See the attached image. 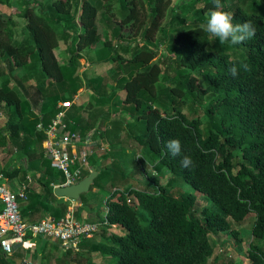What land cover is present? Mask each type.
Here are the masks:
<instances>
[{
	"label": "trees",
	"instance_id": "trees-1",
	"mask_svg": "<svg viewBox=\"0 0 264 264\" xmlns=\"http://www.w3.org/2000/svg\"><path fill=\"white\" fill-rule=\"evenodd\" d=\"M12 1L0 0V5L10 7ZM17 2L24 26L17 28L12 17H0V57L6 59L11 75L17 69L26 74L0 84V112L8 119L0 129V150L28 164L37 159L47 166L43 174L47 178L41 180L46 193L28 195L22 212L34 213L37 205L36 211L50 212L57 220L69 207L53 195L51 185L62 184L64 178L43 157L40 147L46 134L37 125L47 127L64 112L70 131L82 136L90 132L97 141L99 132L93 128L99 109L120 105L133 122L131 131L140 128V134L133 135L142 146L139 163L166 170L196 196L171 197L173 180L160 186L148 176L156 190L113 186L105 201L108 225L104 227L119 226L122 235L90 251L108 256L105 264H205L212 255L209 230L230 231L239 244L230 220L241 224L252 214L246 258L249 264H264V0H221V10L232 14L233 24L250 20L256 28L253 38L238 45H221L205 31L215 10L212 0H193L189 7L172 9L171 0ZM195 11L197 18L187 22L184 14ZM160 42L167 44L162 57H158ZM61 44L66 45L64 50ZM234 64H246L249 70L241 68L234 78L229 71ZM105 69L112 75H105ZM25 82L35 86L32 96ZM81 89L89 90V99L77 105ZM120 92L125 97L118 102ZM197 109L208 120L205 131ZM119 123L110 128L117 135ZM111 130L106 131L109 136L114 134ZM106 139L98 140L97 146H107ZM171 139L181 142L179 156H172L166 147ZM184 155L193 160L190 169L181 166ZM89 163L94 167L92 157ZM1 171L9 179L19 175V169ZM88 174L86 169L82 179ZM116 175L108 168L99 171L89 192L101 189L103 178L111 183ZM118 177L127 183L120 173ZM197 195L208 199L216 212L202 208L200 219L195 217L192 206ZM85 202L82 194L76 219ZM37 241L48 244L41 238ZM65 252L63 260L75 251Z\"/></svg>",
	"mask_w": 264,
	"mask_h": 264
},
{
	"label": "rangeland",
	"instance_id": "rangeland-1",
	"mask_svg": "<svg viewBox=\"0 0 264 264\" xmlns=\"http://www.w3.org/2000/svg\"><path fill=\"white\" fill-rule=\"evenodd\" d=\"M171 1H172L171 9L176 5L182 6L184 4H187L186 6L189 7L190 4H192L193 2V0H171ZM234 2L237 3V0H234ZM17 4H18L17 0H13L11 2L10 7H4L0 5V17L1 19H4L5 17H12L15 26L17 28H21L24 26V20L19 18V16L17 15L19 10H21V7ZM195 18H197L196 11L184 14V19L187 22ZM149 46L155 49V45H153V47L152 45ZM65 47H66L65 44H61L60 46L61 50H64ZM157 48H159L158 57L165 56V53L167 51V44L165 42H160ZM60 52L64 54L63 51ZM80 63L83 65L84 61L82 60ZM80 71H82V68ZM0 72L6 73V75L4 76L0 75V84H2L6 80H13L15 77H18L20 79L26 74L24 69H17L12 75L11 73H8V68L6 66V59L4 57H0ZM108 72L110 74H108ZM105 75L107 76L112 75V71L107 70ZM25 83H27L26 86L28 89H30V93L32 96L35 93V86L33 85L32 82L31 83L25 82ZM106 92H108V89ZM78 93H79L78 99L76 102L77 105L78 104L80 105L89 99V94H90L89 90L81 89L78 91ZM117 95H119L118 102L119 100L124 101L125 95L123 93L120 92ZM210 98L211 97H207L206 99L209 100ZM207 100H205V102ZM207 105L208 104H205L204 109H206ZM99 110H101V112L99 113L95 121V126L93 129H96L99 132L98 133L99 135L97 136V141L98 140L101 141L102 137L107 138L105 141H107L108 145L105 146L104 148H101L98 146L93 147L95 145L91 144L92 148L91 147L89 148H91L90 150L94 154V156H97L100 159L99 167L101 168L108 167L113 172H116L117 175L111 183L108 177L103 178L101 180V183L99 184L102 187L101 189H92L91 192L83 194V200L84 197L86 200H89L88 201L89 208L92 209L94 213V217L96 219H101L105 215L104 198L115 190L113 186L122 188L123 190H126L127 187L130 186L143 190L144 189L156 190V186H154L151 182L148 181L147 176L149 178L156 180L160 186L168 185V183L173 180L171 184L173 186L170 194L171 197L180 198L182 194H186V193H192L196 196L195 191L189 185H186L180 179H173L172 176L166 170L162 168L157 170L154 166L149 167L146 164L142 166L139 163L140 161L138 159H140V156L142 155V150H141L142 146H140L136 141L133 140V135L140 134V128L139 130L137 129V131H134V129H132L133 132L131 131L130 128L133 122L127 116L126 112L124 113L121 112L120 105L112 106L110 104H107L106 106H104ZM197 112L199 118L202 121L201 128L202 130L205 131L206 128H208L209 126L208 120L206 116L201 112V109H197ZM2 113L4 114L3 111ZM106 115H109L107 120H105ZM214 119H217V117H214ZM7 120L8 119L5 117L4 121H0V129L6 125ZM114 123H119V125L116 126V128H120L118 135L115 134L110 129L112 126L111 124ZM110 130L114 134L109 136L107 134L108 132L106 131H110ZM40 148L44 150L45 143H42V146ZM235 152L238 151L236 150ZM114 153H116L118 156L120 154L123 155L120 156V158L118 159L115 156L114 157L111 156ZM8 156L9 154L6 150H0V168L3 166L2 163H6V161H8L7 160ZM10 159L12 160L9 162V164H11V162L14 159H18V157L17 155H15L13 156V158H9V160ZM237 161L238 158L234 160V163L236 164ZM106 163L108 165H106ZM119 173L125 177L126 179L125 183L127 182L126 184H124V181L121 180V177H118ZM202 208H209L213 210V212H216V209L213 207V204L208 199H206L204 196L197 195V199L194 205L192 206V210H194V215L198 219H200L199 212ZM138 214L142 217H145V219L148 220V216H146L143 212L138 211ZM253 219L254 216L251 214L241 224H236L230 220L231 230H235L239 233V239H240L239 244L236 243V238L233 236V233H231L230 231L218 233L216 231H213V229H210L209 231L211 232V234L209 241L212 247V255L208 258L205 264H231V263H239V262L243 264H249V260L246 258V255H247L248 245L252 240L251 227H252ZM142 223H145L144 219ZM105 260L106 259H104V261Z\"/></svg>",
	"mask_w": 264,
	"mask_h": 264
},
{
	"label": "built area",
	"instance_id": "built-area-1",
	"mask_svg": "<svg viewBox=\"0 0 264 264\" xmlns=\"http://www.w3.org/2000/svg\"><path fill=\"white\" fill-rule=\"evenodd\" d=\"M64 117V112H59L47 127L37 125L46 134L44 152L51 167L63 175L64 182L58 186L76 185L82 180L83 169L87 168L89 158L94 155L90 150L91 144L97 146L92 133L86 132L82 136L70 131ZM2 180L3 176H0V182ZM28 194L27 185L20 192H15L0 183V264L1 260H11L17 251L34 249L39 238L58 243L64 251L78 252L81 241L93 237L108 225L106 211L98 222L78 221L73 212H67L57 220L47 218L29 224L24 220L19 204L20 200L28 199ZM22 264L32 263L25 259Z\"/></svg>",
	"mask_w": 264,
	"mask_h": 264
},
{
	"label": "crops",
	"instance_id": "crops-1",
	"mask_svg": "<svg viewBox=\"0 0 264 264\" xmlns=\"http://www.w3.org/2000/svg\"><path fill=\"white\" fill-rule=\"evenodd\" d=\"M5 114V113H4ZM2 112H0V121H4L6 115H4ZM44 143V142H43ZM98 143V141H97ZM38 151V150H37ZM39 152V151H38ZM16 153V151H15ZM9 154V153H8ZM43 157L48 160V158L45 155V152L43 150ZM14 154H9L8 156V161L6 163H2L3 166L0 168V176H3V180H5V185H7L11 190L15 192H20L22 190V187L24 185L28 186L29 193L28 195L32 196L34 194H40L43 195L45 194V189L42 185L41 180H44L47 178L43 176V174H47V166L42 164L40 160L33 159L31 163L28 164V162L25 159H14L11 164L9 162L12 160L9 158H13ZM94 161L95 165L94 167L90 165L89 160H88V166L87 168L83 169V172L85 170H90L93 168L97 171H104L106 168H101L99 167V162L100 159L97 156H91ZM49 161V160H48ZM7 164V165H6ZM9 164V165H8ZM6 165V166H5ZM106 165H108L106 163ZM10 167L11 170L13 169H19V175L16 178L9 179L4 176L2 173V169ZM151 167V166H149ZM109 169V168H108ZM26 171V174H25ZM51 172V169L48 170ZM57 171V170H56ZM154 172V171H153ZM25 178V179H24ZM149 180V179H148ZM150 182V181H149ZM52 189L57 187L58 185L52 184ZM55 197V196H54ZM57 198V197H56ZM107 196L104 198L106 201ZM59 199V198H58ZM64 202H67L69 207L67 212H73L75 216V212L77 208H80V206H77L74 201L67 200L63 198ZM89 200H86L84 203L85 208L84 210L81 211L78 217V221H87V222H98L101 219H96L94 217V213L91 208H89L88 202ZM104 201V204H105ZM28 202L27 200H20V209H21V214L24 216V220L28 222L29 224H35V222H38L39 220L43 219H53L54 214L52 217H50V212H38L36 211L38 209V206H35V211L34 213L30 212H22L24 208H26V203ZM53 203H49L50 207H52ZM76 206H75V205ZM2 207V204L0 203V208ZM106 209V206H105ZM33 212V211H32ZM105 212V211H104ZM27 214H30V216H26ZM76 218V217H75ZM116 231V232H114ZM120 233V234H118ZM116 235H122V229L119 226H110V227H102L93 237H90L86 240L81 241V244L78 247V252H71L72 256H68L67 259L63 260V257L65 255V251L60 248L58 243L55 242H50L48 241V244L45 243V241H37L36 246L32 250H20L17 251L16 254H14L11 258V260H1L2 264H22V262L25 259H29L32 264H105L104 259L108 258V256H103L100 252L98 251H90L91 247L97 246L99 243L105 245L108 244V242L112 239L111 237L116 236ZM38 240V239H37ZM44 240V239H43ZM106 240L108 242H106ZM46 244V245H45ZM57 247V249H55ZM77 254V255H76ZM45 257V258H44ZM47 257V258H46ZM83 262V263H82Z\"/></svg>",
	"mask_w": 264,
	"mask_h": 264
},
{
	"label": "clouds",
	"instance_id": "clouds-1",
	"mask_svg": "<svg viewBox=\"0 0 264 264\" xmlns=\"http://www.w3.org/2000/svg\"><path fill=\"white\" fill-rule=\"evenodd\" d=\"M214 9L211 11L209 19L206 24L205 31L212 36L218 38L221 45L230 42L232 45H238L246 40L253 38L256 35V28L249 20L244 23L233 24V16L227 11H222L224 5L221 0H212ZM241 68L248 71V66L233 65L229 71L235 78L239 75ZM166 147L172 156H179L182 151V145L179 139H171L167 142ZM181 166L185 169H190L194 166L193 160L190 156L184 155L181 159Z\"/></svg>",
	"mask_w": 264,
	"mask_h": 264
},
{
	"label": "water",
	"instance_id": "water-1",
	"mask_svg": "<svg viewBox=\"0 0 264 264\" xmlns=\"http://www.w3.org/2000/svg\"><path fill=\"white\" fill-rule=\"evenodd\" d=\"M98 173L95 169H91L89 174L80 180L76 185L70 186H57L54 188V196L59 199H67L74 201L77 206L81 204V195L88 193L90 191V186L93 184L94 179L97 177ZM1 184L5 183V180L0 182Z\"/></svg>",
	"mask_w": 264,
	"mask_h": 264
}]
</instances>
